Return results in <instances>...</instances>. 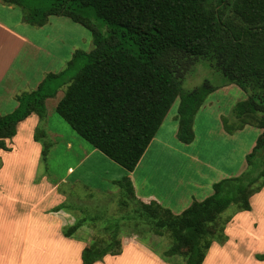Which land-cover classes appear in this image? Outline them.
<instances>
[{
	"label": "trees",
	"instance_id": "trees-1",
	"mask_svg": "<svg viewBox=\"0 0 264 264\" xmlns=\"http://www.w3.org/2000/svg\"><path fill=\"white\" fill-rule=\"evenodd\" d=\"M23 10V20L44 27L51 17H64L92 33L94 49L78 50L60 74H50L40 87L18 97L19 106L0 116V148L17 134V126L32 114L40 118L34 139L42 144L47 164L53 144L44 128L46 100L65 95L58 115L94 149L132 172L136 169L176 102L178 139L185 145L195 140L194 121L208 97L219 87L205 81L193 90L184 88L186 77L203 59L222 73L224 85L241 88L248 99L233 109L239 127L263 130L247 169L240 176L213 186L214 193L195 201L181 215H174L157 202L145 204L136 198L129 177L116 182L124 205L135 204V215L113 219L105 228L111 239H93L82 254V264H95L122 253L119 239L124 220L146 218L158 235L168 230L172 246L162 258L174 257L184 264H203L214 241L226 243L225 227L232 216L222 215L235 205L236 212L251 211L250 198L264 188V0H0ZM232 10L240 25L229 23ZM96 21L109 28L104 35ZM66 208L65 205L60 209ZM104 221L83 218L64 229L72 238L85 223Z\"/></svg>",
	"mask_w": 264,
	"mask_h": 264
},
{
	"label": "crops",
	"instance_id": "crops-1",
	"mask_svg": "<svg viewBox=\"0 0 264 264\" xmlns=\"http://www.w3.org/2000/svg\"><path fill=\"white\" fill-rule=\"evenodd\" d=\"M88 32L82 25L64 17H51L44 27H34L23 20L21 10L0 1V116L13 113L19 106L18 97L36 91L48 75H57L66 70L75 52L82 51L87 44L91 45L92 35ZM236 87L222 84L213 94L226 95ZM65 91L66 87L61 88L54 97L57 99L55 110ZM51 99L53 98L46 100L48 118L52 113L49 109ZM217 103V100L206 101L195 117V140L192 144L185 145L177 136L178 102L177 108L170 110L142 160L132 172L73 134L71 138H67L62 132L52 131L47 118L43 125L47 135L53 140L54 148L55 144L64 141L66 151L74 153L76 157L68 165L65 177L50 186V196L56 195L58 204L49 207L45 205L48 194L40 193L39 185L42 183L35 181L37 186L33 182L19 183L21 176L9 167L13 162L32 159V172L34 179H37L42 146L35 142L34 134L40 118L32 114L20 122L16 136L5 140L9 151L0 148V264L83 263V251L92 243L93 224L85 223L72 238L64 235L65 228L75 225L83 217H79V212L70 207L57 211L60 206H66L68 193L61 191L62 185L69 183L71 187L82 186L90 192L102 191L119 187L116 182L129 177L139 201L145 204L157 202L174 215H181L195 201L201 202L211 196L214 184L237 177L236 169L230 167L231 159L236 157L234 145L231 150L224 149L221 144L213 149L206 148L207 143L203 148L195 146L196 141L201 143L197 135L200 117H203L204 128L209 134L213 131L208 126L216 123L219 134L223 137L229 135L224 124L228 110ZM203 110L206 114H201ZM249 128L257 129L258 133L243 154L244 163L238 170L240 174L246 169V157L252 153L263 130L246 126L230 135L234 140L238 133ZM205 151L215 153L219 160L228 159L229 164L213 165L210 159L202 156ZM170 163L175 165V171H170ZM97 167L106 168L100 174L101 183L95 181L98 178L95 173L100 172L95 170ZM250 203L251 211L231 215L232 219L225 227L226 243L214 241L203 264H264V188L250 198ZM80 231H83V235L78 237ZM120 240V255H108L95 264L185 262L181 257H174L166 262L161 253L134 236H123Z\"/></svg>",
	"mask_w": 264,
	"mask_h": 264
},
{
	"label": "rangeland",
	"instance_id": "rangeland-1",
	"mask_svg": "<svg viewBox=\"0 0 264 264\" xmlns=\"http://www.w3.org/2000/svg\"><path fill=\"white\" fill-rule=\"evenodd\" d=\"M50 4L51 2L49 0L45 2L46 7H49ZM17 8L21 10L23 13V10L21 8L19 7ZM226 18L229 23H234L237 25L241 24L240 21L235 18L232 10L230 9L226 10ZM96 23L98 24L99 28L101 29L104 35L108 36L110 34L109 28L106 25H104V23H102L101 21H96ZM89 34L92 35L91 32ZM93 49H94V44L92 37L91 45L87 44L86 48H83L82 51L91 52ZM205 81H209L212 85L219 87L223 84L225 78L223 77L222 73L215 70V68L212 66V63L209 60L203 59L202 61H199L196 64L194 70L186 77L184 81L185 82L184 88L186 90H193L196 87L201 86ZM238 88L239 87H236L234 90H232L230 93L226 95H223V93L213 94L209 97V99H207V102L210 100L219 101V103L217 104H220L221 107L228 110V116L226 118L227 124L229 125V127H234V128L240 126V120H238L235 117L233 113V109H234L233 107H235V105L239 101H243L248 98V95L241 89H240L241 91H238L239 90ZM56 102H57L56 98L50 100L49 109L50 111H52V113L49 116V118L47 116L52 131L62 132L66 135L67 138H71L74 135L79 140L88 143L82 137H80L78 133L74 131L72 127L69 124H67L58 115V113L55 110ZM177 106H178V102H176L173 105L172 109L174 108L173 110H175ZM203 112L204 114H206L205 113L206 111L204 110L202 111L201 114H203ZM208 128L211 129L213 132L209 134L208 130L204 128L203 117H200L198 121L197 135L199 137L198 140H200L201 143H197L198 141H196L195 146H197V148L198 147L203 148V146L207 143L206 145L208 146H206V148L213 149L220 147L219 144H221L224 147V149L231 150L234 145V149L236 151V157L234 160L231 159L230 167L232 169L233 168L236 169L235 173H238L236 175L240 176L247 169L246 167L244 172H242L241 174L238 172L239 168L244 163L243 154L245 153L246 150H248L250 146V141L255 140L256 134L258 133L257 129L249 128L247 131H244L243 133H238L234 141L233 139H231L230 135H233L235 132L228 133L229 135L226 134V136L223 137L222 134H219L218 132L219 129L216 127V123L213 124V126L209 125ZM48 141L53 144V140L49 136H48ZM37 143H39L42 146L40 142ZM73 154H69V152L66 151V143L64 141L55 144V148L54 146L51 148L47 164L42 161V156H41V159L39 161L37 179L36 178L34 179L35 176L32 172V159L30 161L23 160V161L13 162L9 164V167H11L14 173L21 176L19 183L23 182L29 184L30 182H33L35 184V181L37 183H42L41 185H39L41 190L40 193L48 194L45 200V205L47 207L51 205L54 206L57 203V200H56V195L50 196L51 194L49 193L50 186L55 182H59L62 177H65L68 165L73 161H75L76 159V157L74 156L75 154L74 155ZM202 156L210 159L213 165L225 164L224 166H227L229 164L228 159L221 158V160H219L218 156L215 153L212 154L210 152L205 151L202 152ZM168 165L172 166L170 171H175L176 168L173 163H170ZM97 168L98 169L95 168V170L100 172L95 173V175L98 177L97 179L95 178L96 179L95 181L97 183H101L102 179L100 178V174H102L106 168L105 167L102 168L97 167ZM61 191H65V193H68L66 196L67 200L65 202L66 207L67 208L70 207V209L77 210L80 214L79 217H83V218L97 217L104 219L103 222L98 221L96 223H93L94 230L91 234L92 240L102 239L105 241H109L111 239V232L107 233L105 231L107 224L113 219H121L125 216L135 215V207H136L135 204L130 203L129 205L126 206L124 205L123 203L124 196L122 194V190L120 187H111V188L103 189L102 191L90 192L88 189L82 186L76 188L71 187L68 183L66 185L61 186ZM236 210H237L236 206L232 205L222 215L223 220H225L228 216L234 214ZM82 235H83V231H80L78 233V237H81ZM123 236H130V237L134 236L142 243L152 247L154 251L161 253L162 255L167 250H169L173 244V241L171 239L168 230H164L162 231V235H158L153 225L150 223V221L146 220V218H138V219L122 221L120 224L119 239H121Z\"/></svg>",
	"mask_w": 264,
	"mask_h": 264
}]
</instances>
